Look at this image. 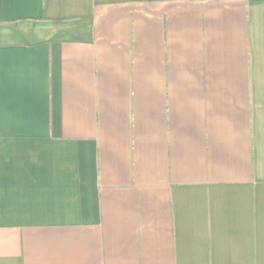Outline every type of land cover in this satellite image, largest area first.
Returning a JSON list of instances; mask_svg holds the SVG:
<instances>
[{
	"label": "crops",
	"instance_id": "obj_1",
	"mask_svg": "<svg viewBox=\"0 0 264 264\" xmlns=\"http://www.w3.org/2000/svg\"><path fill=\"white\" fill-rule=\"evenodd\" d=\"M0 264H264V0H0Z\"/></svg>",
	"mask_w": 264,
	"mask_h": 264
}]
</instances>
